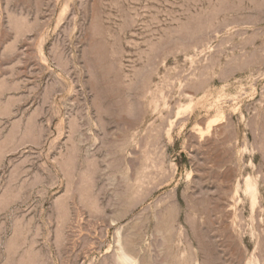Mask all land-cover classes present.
I'll use <instances>...</instances> for the list:
<instances>
[{
	"label": "rangeland",
	"instance_id": "374dc122",
	"mask_svg": "<svg viewBox=\"0 0 264 264\" xmlns=\"http://www.w3.org/2000/svg\"><path fill=\"white\" fill-rule=\"evenodd\" d=\"M120 257L264 264V0H0V264Z\"/></svg>",
	"mask_w": 264,
	"mask_h": 264
},
{
	"label": "bare ground",
	"instance_id": "6f19581e",
	"mask_svg": "<svg viewBox=\"0 0 264 264\" xmlns=\"http://www.w3.org/2000/svg\"><path fill=\"white\" fill-rule=\"evenodd\" d=\"M252 189V188H251ZM124 258V257H123ZM120 259H122L121 257H120ZM124 259H127V258H124ZM124 259H122V264L125 262V260ZM126 262H127V260H126ZM125 264V263H124ZM128 264V263H127Z\"/></svg>",
	"mask_w": 264,
	"mask_h": 264
}]
</instances>
